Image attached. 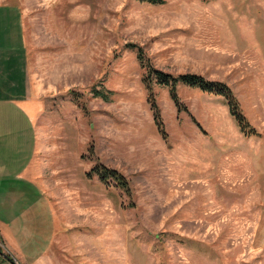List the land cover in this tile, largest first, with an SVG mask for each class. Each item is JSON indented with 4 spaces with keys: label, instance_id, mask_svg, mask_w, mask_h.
Instances as JSON below:
<instances>
[{
    "label": "rangeland",
    "instance_id": "rangeland-1",
    "mask_svg": "<svg viewBox=\"0 0 264 264\" xmlns=\"http://www.w3.org/2000/svg\"><path fill=\"white\" fill-rule=\"evenodd\" d=\"M163 1L0 0L20 10L33 96L84 115L83 154L53 177L47 213L25 223L29 255L264 264V0ZM147 65L225 82L260 134L245 135L221 95L179 83L177 106ZM97 164L123 174L130 194L91 173Z\"/></svg>",
    "mask_w": 264,
    "mask_h": 264
},
{
    "label": "crops",
    "instance_id": "crops-1",
    "mask_svg": "<svg viewBox=\"0 0 264 264\" xmlns=\"http://www.w3.org/2000/svg\"><path fill=\"white\" fill-rule=\"evenodd\" d=\"M83 122L81 112L54 114L50 101L33 96L20 10L0 3V231L9 255L0 264H54L52 247L36 256L26 252L32 239L25 223L47 213L53 177L68 175L83 154Z\"/></svg>",
    "mask_w": 264,
    "mask_h": 264
},
{
    "label": "trees",
    "instance_id": "trees-1",
    "mask_svg": "<svg viewBox=\"0 0 264 264\" xmlns=\"http://www.w3.org/2000/svg\"><path fill=\"white\" fill-rule=\"evenodd\" d=\"M142 1H148L153 4H161L164 2L163 0H142ZM139 59L141 60V63L145 67L146 64H144V60L141 54H139ZM147 66L149 70V75L151 77L153 76L154 78H156L158 83L170 87L171 97L175 101L177 106H180L179 96L177 93V85L179 83L190 86V87L199 88L205 92L213 93L216 95H221L226 99L227 104L229 106L230 113L236 120L238 126L240 127V130L247 136L260 134L259 131L250 123V121L244 114L243 110L241 109L239 100L236 97L232 88L225 82L208 80L204 76L195 74V73H182V74L175 76L170 73H166L162 70L153 68L151 65H147ZM149 81L150 79L147 82V89L149 92L148 101L151 105V110L153 111L154 122L158 128V131L163 136H166L164 127H163V122L160 116L159 107L157 105V101L152 92ZM94 92L96 95L99 93L97 89H94ZM94 172L98 174L99 178L104 182H107L108 179L110 178L114 179L116 183L124 191L130 194L129 181L126 179V177L123 174H121L117 170L109 169L104 165L97 164L92 168L91 173H94ZM6 256L9 258L8 255Z\"/></svg>",
    "mask_w": 264,
    "mask_h": 264
},
{
    "label": "built area",
    "instance_id": "built-area-1",
    "mask_svg": "<svg viewBox=\"0 0 264 264\" xmlns=\"http://www.w3.org/2000/svg\"><path fill=\"white\" fill-rule=\"evenodd\" d=\"M7 252H8V249H7L6 243L0 231V260L4 255H6Z\"/></svg>",
    "mask_w": 264,
    "mask_h": 264
}]
</instances>
